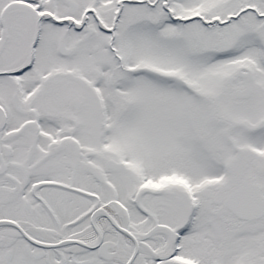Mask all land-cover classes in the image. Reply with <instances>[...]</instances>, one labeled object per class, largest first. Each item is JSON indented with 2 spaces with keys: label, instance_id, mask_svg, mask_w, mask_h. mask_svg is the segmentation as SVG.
Listing matches in <instances>:
<instances>
[{
  "label": "snow or ice",
  "instance_id": "snow-or-ice-1",
  "mask_svg": "<svg viewBox=\"0 0 264 264\" xmlns=\"http://www.w3.org/2000/svg\"><path fill=\"white\" fill-rule=\"evenodd\" d=\"M0 264H264V0H0Z\"/></svg>",
  "mask_w": 264,
  "mask_h": 264
}]
</instances>
